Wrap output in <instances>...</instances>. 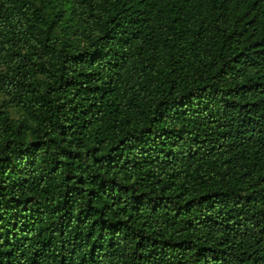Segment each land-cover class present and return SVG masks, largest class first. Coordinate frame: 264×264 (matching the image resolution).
Returning <instances> with one entry per match:
<instances>
[{"label": "trees", "instance_id": "obj_1", "mask_svg": "<svg viewBox=\"0 0 264 264\" xmlns=\"http://www.w3.org/2000/svg\"><path fill=\"white\" fill-rule=\"evenodd\" d=\"M0 264H264V0H0Z\"/></svg>", "mask_w": 264, "mask_h": 264}]
</instances>
